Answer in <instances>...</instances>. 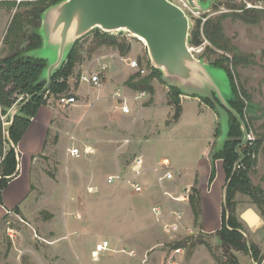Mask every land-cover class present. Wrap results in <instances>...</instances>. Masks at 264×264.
Here are the masks:
<instances>
[{
    "label": "rangeland",
    "instance_id": "374dc122",
    "mask_svg": "<svg viewBox=\"0 0 264 264\" xmlns=\"http://www.w3.org/2000/svg\"><path fill=\"white\" fill-rule=\"evenodd\" d=\"M19 2L17 0V3ZM203 2L209 4L208 8L199 11L198 15L190 16L191 30L198 21H201L203 29L204 19L217 18L223 13L231 12L229 4L239 8L238 12L247 9L264 10V0H203ZM17 10V7L9 10L0 4V57L3 38ZM223 24L226 35L238 47L240 55L245 60L235 67L232 54L217 51L219 56L228 58L227 63L230 65L238 90H245L251 98L252 105L249 106L246 98L240 96L244 101L243 113L247 118L248 144L252 146L254 142L259 143L258 152L253 156L256 164L249 171V176L251 183L264 191V20L256 24H246L227 17ZM116 35L120 39H126L131 45V51L124 58L138 60L146 69L144 75L150 73L152 69L149 66L152 64L144 42L124 31ZM92 41V33L83 38L81 44L84 48V60L69 79L71 94L78 100L84 99L83 103L88 105L77 108L63 107L58 100L51 97L50 103L55 110L56 118L50 134L49 149L46 155L39 156V161L34 166L35 191L29 198H26L27 192L22 199L23 205L34 215L32 217L40 223L51 217L50 211H55V226L59 230L50 231L46 227L41 230V227L35 226L29 218L30 215L7 216L6 213L5 216L0 209V218L3 215L6 217L4 222L0 223V264H166L171 251L177 247L185 249L179 264H218L214 256L226 261L216 231L222 224V194L227 178L223 160L218 159L214 163L212 161L214 150L221 148L228 139L227 137L224 142L220 141L227 124L225 117L218 114L215 107L219 110L223 108L219 103L215 105L211 101L213 109L202 98L190 92L179 94L171 91L174 86L171 82L165 81L162 74H157L153 79L154 94L147 92V97L135 100L138 91L129 89L126 81L137 71L128 67L120 59L119 51L113 47L102 46L88 52ZM207 46L211 44L202 36V42L195 46L202 50L195 56L209 64L216 56L206 54ZM32 55L47 57L49 60L54 58V52L45 46L33 50ZM103 55H114V58L107 60L111 68L106 73L104 82L93 87L87 83H80L79 74L84 70L99 72V58ZM208 69L212 73L216 88L223 95L230 92L226 71L211 64ZM117 89H122L130 98L131 113L114 112L115 107L120 105L114 97ZM78 90L81 95L77 93ZM213 90L216 91L208 81L202 82L196 88L197 92L204 95H209ZM174 93L182 107L177 120L174 119L175 107L171 104ZM213 99L216 98L213 96ZM155 102L157 108H153L152 111L144 108H152ZM159 105L161 107L158 108ZM222 113L225 114V111ZM135 114L140 116L134 117ZM2 120L5 123L4 128L7 127L8 118L4 116ZM99 123L104 127L111 125L116 133L110 138L98 140L93 136V129ZM72 135L78 146L91 145L95 152L81 158L66 160L65 153L67 155V148L72 142L69 138ZM126 137H130L131 142L123 148L122 142L120 144L118 142ZM101 145L106 147L104 151H100ZM24 147L22 145L26 163L31 160V155H28ZM139 153L144 156L146 162L145 176L141 178L144 192L134 194L127 187L108 185L107 175L116 173L132 156ZM213 164L216 177L210 184ZM168 170L176 176L164 187L175 195H180L185 183L188 182L196 183L195 186L198 184V188L204 183L211 185L209 193L205 192L210 186L204 188L202 192L204 200L201 202L203 209L199 225L195 224L193 214L190 213V202L174 203L181 206L185 212L184 226L193 228V234L183 229L180 234L170 238L163 232L161 226L155 223L151 207L161 200V194L157 189L153 193L152 190L156 187L161 189L157 177ZM92 184L100 186L98 192H88L87 187ZM193 187L194 185L186 189L191 193ZM20 191L21 188L17 192ZM236 201L237 213L243 223V234L249 249L232 252L241 264H264V196L258 203L251 195L238 192ZM66 203L67 212L64 211L63 214V205ZM248 209L255 210L261 217L255 228H250L242 219V214ZM63 221L71 222L66 231L63 228ZM8 227L11 228L13 236L8 234ZM66 235H69V238H61ZM105 239L111 240L113 245L122 243L128 250L134 251L135 255L107 252L100 260L94 261L91 252L99 241ZM197 240L201 244L192 247V242ZM175 244L180 245L174 247ZM252 248L256 250L258 260L253 257Z\"/></svg>",
    "mask_w": 264,
    "mask_h": 264
},
{
    "label": "trees",
    "instance_id": "16d2710c",
    "mask_svg": "<svg viewBox=\"0 0 264 264\" xmlns=\"http://www.w3.org/2000/svg\"><path fill=\"white\" fill-rule=\"evenodd\" d=\"M60 1L21 0V2L17 3V0H0V4L5 5L9 10L14 7L18 8L3 38L0 57V205L4 204L3 191L18 173V160L14 145H17L22 139L31 123V119L37 114L39 108L42 105L51 104V97L58 100L60 95L72 96L69 79L73 76L76 67L82 64L84 60L82 38L75 43L65 62L54 73L49 91L35 96L16 114L14 122L9 129L8 138L6 136L8 124L4 128L5 123L2 118L6 116L8 118L7 122H9L12 108L21 99L19 104L23 103L27 97L39 92L46 84L44 72L48 67V60L43 57L33 56L32 51L43 46L41 27L44 12ZM228 6L231 12L223 13L217 18H206L203 29H201V21H198L190 32L189 43L197 46L202 42L203 36L211 44V46L206 47V54H214L216 57L209 64L224 69L228 74L233 91L230 104L247 124L246 114L243 113L244 101H242L240 96L246 98L249 106L252 105L251 98L245 90H238L234 83L233 74L230 71V65L227 63L229 61L228 58L219 56L217 51L221 50L232 54L235 67L245 62L240 55L238 47L226 35L223 21L227 17H231L233 20H239L246 24H256L264 20V10L247 9L238 12L239 8L234 4H229ZM92 35L93 41L89 49H87L88 52H93L102 46L117 49L121 56H126L131 51V45L127 40L120 39L117 35L108 34L99 29L94 30ZM149 67L152 69L150 73L141 75L137 72L131 76L126 81L127 87L132 91H146L154 94L153 79L157 77V74L161 75L162 73L151 65ZM171 91L182 93L179 88L174 87L171 88ZM175 93L171 104L175 107L176 114H174V119L177 120L182 107ZM202 99L213 108L210 99ZM216 131L218 132V128ZM242 137L243 132L240 122L233 114H230L228 139L221 148L214 150L212 154L213 163L218 159L223 160L227 181L230 180L222 208L221 228L216 231L227 260L224 261L218 256H214L218 264H241L232 251H248L249 249L247 239L243 234V223L237 213L236 194L241 192L251 195L254 201L258 203L264 196V191L259 186L253 185L249 176V171L256 164V159L253 156L258 152L259 143L254 142L252 146L247 143L241 147L243 158L239 162L237 169L234 170L235 162L239 159L236 146L242 141ZM215 177L216 169L215 164H213L210 184ZM189 202L195 224L199 225L202 215L201 195L199 188L195 185L190 193ZM197 244H201V242L198 240L194 241L191 246L195 247ZM178 245L180 244H175L174 247ZM252 251L254 252L253 257L258 260L256 250L252 248Z\"/></svg>",
    "mask_w": 264,
    "mask_h": 264
},
{
    "label": "water",
    "instance_id": "95a60500",
    "mask_svg": "<svg viewBox=\"0 0 264 264\" xmlns=\"http://www.w3.org/2000/svg\"><path fill=\"white\" fill-rule=\"evenodd\" d=\"M187 1L191 9L197 11H205L209 5L203 0ZM191 26L190 15L169 0H62L49 7L43 14L41 27L43 46L50 47L54 52L52 60L43 57L48 60V67L44 72L46 84L39 92L12 108L6 136L9 138V129L16 114L35 96L49 91L54 73L65 62L78 40L96 29L112 35L124 31L144 42L152 66L161 71L165 81L171 82V85L184 93L190 92L194 96L208 98L215 105L219 103L225 114L218 107L215 110L225 117L227 124L226 131L220 137L221 142L228 137L230 114L237 118L243 138L236 146L239 154L234 165L236 170L243 158L241 147L248 143L249 133L244 120L230 104L233 91L229 77L230 92L223 95L216 88L208 69L210 64L192 53L189 46ZM205 81L210 82L216 91H210L209 95L197 92L196 88ZM229 183L230 180L224 188V201ZM242 219L250 228H255L261 217L255 210L248 209L242 214Z\"/></svg>",
    "mask_w": 264,
    "mask_h": 264
},
{
    "label": "built area",
    "instance_id": "2783aa9c",
    "mask_svg": "<svg viewBox=\"0 0 264 264\" xmlns=\"http://www.w3.org/2000/svg\"><path fill=\"white\" fill-rule=\"evenodd\" d=\"M21 0H18V2ZM62 1V0H61ZM173 2L174 4H177L179 7H181L186 13H188L190 16L198 15L199 11L192 10L187 0H169ZM206 20V19H204ZM190 46V49L194 55L196 53H199L202 48H198L195 46ZM104 58V57H103ZM129 66L132 69H135L138 73L141 75L146 73V69L143 68L139 61L136 59L130 58L128 61ZM109 70V65L106 62H100L99 72L92 73L89 69L84 70L80 73L79 81L80 83H87L90 86H99L102 84L104 79L106 78V73ZM115 98L120 100L121 104L119 109L124 113H130L131 108L129 107L128 100L129 97H127L122 89H117L114 94ZM143 97H147L146 91H139L138 94L135 97V100H139ZM58 101L60 102L63 107L76 105L78 103V100L75 96H69V95H63L61 96ZM71 139H74V136H71ZM131 142L130 138H125L122 141L121 146L124 147L125 145L129 144ZM93 148L90 145H85L84 148H79L77 146H69L67 148V154L70 157L74 158H81L82 156L89 155L93 153ZM168 160H163V162H166ZM130 167L131 173L127 175L125 172L127 169L122 170V172H118L115 174H110L107 176V183L109 185H115V184H121L128 188H130L133 193H142L144 191V186L141 182V176L144 173L145 170V159L142 154H135L132 158L130 163L127 165V167ZM175 174L168 170L164 174L158 175V181L162 185V187L167 182H172L175 179ZM89 193L98 192L97 187L95 186H89L88 187ZM163 195L168 200V203L162 204L158 203L152 206V213L155 219V223L160 225L163 232L167 235H169L170 238H173L180 234L183 229H187L188 233L193 234L194 230L191 227H185L184 226V212L181 207H175L172 206L174 203H185L190 201V190L185 189L181 192L180 195H175L170 190L163 187ZM11 228L8 229L9 235L13 236L11 234ZM68 238V236H66ZM126 253L130 256L135 255L134 251L128 250L126 246H124L122 243H118L116 245H113L111 240L105 239L100 241L95 249L91 252V257L94 261L100 260V257L105 253ZM185 252L184 247H177L174 248L171 251V255L167 260L166 264H179V260L182 261L183 253ZM177 255H180L177 257Z\"/></svg>",
    "mask_w": 264,
    "mask_h": 264
},
{
    "label": "crops",
    "instance_id": "0c3cea01",
    "mask_svg": "<svg viewBox=\"0 0 264 264\" xmlns=\"http://www.w3.org/2000/svg\"><path fill=\"white\" fill-rule=\"evenodd\" d=\"M108 58H111L112 59V58H114V55H109V56L103 55L102 58H99V61L100 62H106L107 63ZM120 59H122L126 63V65L128 67H130L129 64H128V61H129L130 58H124V56H120ZM107 64L109 65V70H110V68H111L110 67V63H107ZM99 67H100V64H99ZM78 92H79V90L77 91V93ZM123 93H124V91H123ZM78 94L81 95L80 93H78ZM128 101H130V100H128ZM83 102H85L84 99L78 100V103L76 105H71V106H69V108L70 107L71 108H73V107L74 108H77V107H80V106H83V105L84 106L88 105L87 103H83ZM118 102H120V101L118 100ZM119 104H121V102ZM128 104H129V102H128ZM156 105L157 104L155 102V106H153L152 108H146V107H144V108L146 110L152 111L153 108H157ZM167 106L169 108H171L170 105H167ZM159 107H161V105H159L158 108ZM141 108H143V107H141ZM131 111H132V108H131ZM131 111H130V113H131ZM114 112L119 113V112H122V111L119 109L118 106H116L115 109H114ZM122 113H124V112H122ZM124 114H129V113H124ZM136 116L139 117L140 115L139 114H135L134 117H136ZM55 118H56V113H55V110L52 107V105L51 104L42 105L39 108L37 114L31 119V123L28 126L26 132L24 133L22 139L19 141V143L17 145H14L15 151H16V154H17V160H18V166H17V172L18 173L9 182L8 187L3 191L4 204L3 205H0V209L3 211V213H5L4 214L5 216H6V213H7V216H10V214H13L15 216H20V214H23V215H26V216H29L30 215L31 217L29 216V218L32 220V222L35 224V226L41 227V230H42L43 227H46V229L49 228L50 231H54L55 229L59 230V228L57 226H55V213H54L55 211L54 212L50 211L51 212V214H50L51 217L48 220H46L44 223H40L39 221H36L35 218L32 217L33 214H31L28 211L27 207L23 205L24 200L22 201V199L24 198V196L26 195L27 192H28V194H27L26 198H29V196L35 191V189H34L35 186H34V183H33V170H34V166L38 163L39 156L40 155H46V152L49 149L48 144H50L49 139H50V134H51V131H52V128H53L52 126H53V122H54V119ZM115 133L116 132H115V130H113L111 128V125L108 126V127H104V126H102V124L99 123L98 126H95V129H93V136L95 138H98V140H99V138H110ZM126 138H130V137H126ZM69 139L72 141L69 146L74 145V146H77L79 148H84L85 145H88V144H85V145H83L81 147V146H78L76 144L75 137H74V139H71V136H70ZM124 139L125 138L121 139L118 143L120 144V142H122ZM212 139L209 141V143L212 141ZM22 145L25 146L24 147V150L28 151V155L29 156L31 155V157H30L31 160L28 161V162H26V163H24L25 159L23 157ZM92 148L94 150L93 151V153H94L95 152V149H94L93 146H92ZM105 148H106L105 146L102 147V145H101L100 151L101 150L104 151ZM36 150H40V151L37 152ZM117 151L118 152H121L118 149H117ZM85 156H88V155H85ZM65 157H66V160L68 158H74V157H70L68 154L66 155V153H65ZM131 158L128 160V163H126L125 165H123V167L121 166V168H119V170L116 173L122 172V170L124 172V170L127 169V171L125 173L127 175H129L131 173V169H130L129 166L127 167V165L130 163ZM145 164H146V162H145ZM23 168H24V170H23ZM145 172H146V166H145V170H144V173L142 174L141 178H144ZM218 172L220 173L219 166H218ZM113 174H115V173H113ZM108 175H110V174H108ZM157 180H158V178H157ZM158 183H159V181H158ZM117 185H121V184H117ZM159 185L161 186V189H158L156 187L155 189L152 190V193L155 192V191H157V190L160 191L161 200L159 202L154 203L153 205L158 204V203H162V204L168 203V200L163 195V187L165 185L163 187H162V185L160 183H159ZM193 185H196V183H194V182L185 183V185L183 187L184 188L183 190H185L186 188H188L190 186H193ZM89 186H95V187H97L98 191L100 189V186H98L97 184L88 185V187ZM121 186H124V185H121ZM197 186H198V184H197ZM208 186H210V187H208ZM88 187H87V189H88ZM124 187H126V186H124ZM206 187H208V189H207V191L205 193H209L211 191V185H207V183H204V185H202V186L200 185V187H199L200 195H201V202H203V200H204V197L202 196V192H203V189L204 188L206 189ZM19 188H21L20 193L17 192L19 190ZM224 188H225V186H224ZM224 188H223V194H222L223 195V203H224ZM127 189H128V187H127ZM132 193H133V191H132ZM134 194H136V193H134ZM19 197H21V199ZM26 198H25V200H26ZM6 203L8 205H6ZM8 206H10L11 209H9ZM63 206H64L63 207V214H64L65 212H67L68 205L66 203ZM172 206L181 207V206L176 205V204H172ZM13 208H15V209L13 210ZM151 209H152V207H151ZM189 210H190V213L192 214L191 209H189ZM4 215L0 218V223L2 221L4 222V219L6 218ZM74 215H76V213H74ZM184 215H185V212H184ZM70 223L71 222L63 221V228H64L65 231L70 226ZM8 224H9V222H8ZM41 224H42V226H41ZM9 228L10 227H8V229ZM205 232H208V231H205ZM209 232H213V231H209ZM8 234H9V232H8ZM66 236H68V238H69V235H66ZM66 236H62L61 238H63V237L66 238Z\"/></svg>",
    "mask_w": 264,
    "mask_h": 264
}]
</instances>
